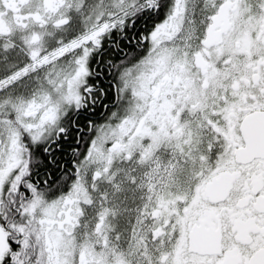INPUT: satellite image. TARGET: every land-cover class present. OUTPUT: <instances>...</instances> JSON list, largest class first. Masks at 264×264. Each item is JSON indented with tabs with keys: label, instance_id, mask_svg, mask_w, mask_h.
Masks as SVG:
<instances>
[{
	"label": "snow or ice",
	"instance_id": "6c2138e0",
	"mask_svg": "<svg viewBox=\"0 0 264 264\" xmlns=\"http://www.w3.org/2000/svg\"><path fill=\"white\" fill-rule=\"evenodd\" d=\"M0 264H264V0H0Z\"/></svg>",
	"mask_w": 264,
	"mask_h": 264
}]
</instances>
